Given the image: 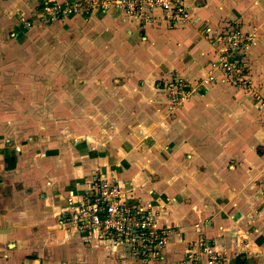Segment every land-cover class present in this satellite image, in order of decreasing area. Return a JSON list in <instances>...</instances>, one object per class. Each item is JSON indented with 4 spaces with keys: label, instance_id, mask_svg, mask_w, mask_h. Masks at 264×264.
I'll return each mask as SVG.
<instances>
[{
    "label": "crops",
    "instance_id": "0c3cea01",
    "mask_svg": "<svg viewBox=\"0 0 264 264\" xmlns=\"http://www.w3.org/2000/svg\"><path fill=\"white\" fill-rule=\"evenodd\" d=\"M59 1L0 0V264H205L201 241L221 264H264V0H180L188 20L112 6L69 17L122 37L121 49L101 54L125 80L110 102L80 55L63 64L57 51L43 58L39 42L31 47L26 22L46 20L39 10ZM225 25L256 34L238 51L251 89L218 70L209 79L216 47L201 30ZM174 77L199 84L181 107L165 96ZM78 102L85 108L71 114ZM94 174L116 178L126 202H149L170 228L160 260L120 257L58 223L66 196Z\"/></svg>",
    "mask_w": 264,
    "mask_h": 264
},
{
    "label": "built area",
    "instance_id": "2783aa9c",
    "mask_svg": "<svg viewBox=\"0 0 264 264\" xmlns=\"http://www.w3.org/2000/svg\"><path fill=\"white\" fill-rule=\"evenodd\" d=\"M105 6L123 10L134 17H145L152 10L159 9L168 14L170 20H188L190 15L180 0H103ZM102 4V5H103ZM71 11V7L63 11ZM204 35L216 47L215 58L210 62L209 79L218 81L212 73L218 70L224 78L243 88L251 89V77L238 57L240 48L247 46L256 37L249 30L238 25H225L217 31L205 28ZM207 80H202V84ZM196 85L179 77L164 83L165 96L178 107L190 97ZM252 95L260 97L254 90ZM264 107V99H260ZM126 189L113 176L94 174L88 178L80 194L69 193L58 216V223L72 228L89 241L92 238L108 244L112 252L120 257L128 256L142 262H157L163 254L170 235L168 226H161L157 213L149 202H126ZM205 264H221V253L201 241Z\"/></svg>",
    "mask_w": 264,
    "mask_h": 264
},
{
    "label": "rangeland",
    "instance_id": "374dc122",
    "mask_svg": "<svg viewBox=\"0 0 264 264\" xmlns=\"http://www.w3.org/2000/svg\"><path fill=\"white\" fill-rule=\"evenodd\" d=\"M102 1L103 0H60L59 2L45 4L39 11L42 14L41 17L45 18L46 20L35 24L30 21L31 23L26 22V24L28 26H32V29L37 34L36 38H31V47L34 48L35 41L39 42V46L40 44L42 46L41 55L43 56V58H49V53L51 51H57V62L60 63L59 60L62 59L64 64V62L68 60L66 54H71L69 55L71 58L72 54H75V60L77 59V56L80 55V57L82 58L80 64L87 67L88 73L93 74L95 78L97 77L102 79L104 88H101V92L106 94V101L110 102L113 96L116 97L119 94V90L123 88L125 80L124 76L115 75L111 71L113 68L117 67V64L115 65L111 59H108L105 55L101 54L107 52L108 50L106 49L108 48H110V50L113 48L119 49V43L121 42L122 37L118 33H116V31H114V33H109L108 31H106V36L103 34L100 37L97 30L98 24L84 25V22L86 20L81 24L79 22L75 23L73 22V20H69V17L76 14H86L85 17L89 18L98 11L101 13L104 12L103 10H100L99 7H102L104 9L112 6H105ZM67 7H71V11H63V9H66ZM50 19L54 21H48ZM105 23L107 25L106 21ZM201 32L202 34H204L205 31L202 29ZM87 36H89V40L87 39ZM82 52L88 53L84 55L82 54ZM118 53L126 56L125 52H123L122 50H118ZM42 60L44 61V59ZM68 62H72V60ZM97 63L102 64V67L98 68L97 66H94ZM120 65L124 68H128V65L125 62L124 58L121 61ZM179 78H181V80L183 81L186 80L183 77ZM166 99L169 105L178 107L176 103L171 102L167 97ZM183 102H181V104H183ZM78 103L79 104L71 106V108L69 107V112L71 114L73 112L77 113V111H79L80 109L82 110L83 108H85V102ZM105 106L111 109L113 108V103L111 102ZM102 109H104L102 106H99V108H97V110ZM42 110L45 111L47 110V108L43 107ZM111 114H109V118L111 117ZM109 118H107L104 123L114 122L113 118L108 120ZM85 122L88 126L91 127L92 123H95L92 120ZM113 253L116 254L118 252Z\"/></svg>",
    "mask_w": 264,
    "mask_h": 264
}]
</instances>
